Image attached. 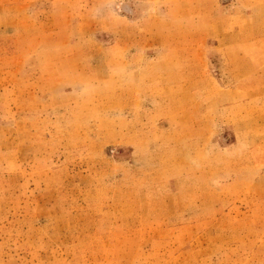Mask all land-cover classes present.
<instances>
[{
    "label": "rangeland",
    "instance_id": "rangeland-1",
    "mask_svg": "<svg viewBox=\"0 0 264 264\" xmlns=\"http://www.w3.org/2000/svg\"><path fill=\"white\" fill-rule=\"evenodd\" d=\"M0 264H264V0H0Z\"/></svg>",
    "mask_w": 264,
    "mask_h": 264
}]
</instances>
